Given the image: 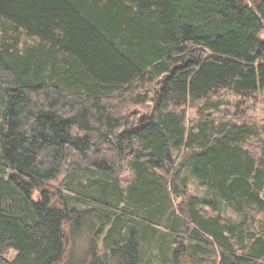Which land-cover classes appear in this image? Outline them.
Here are the masks:
<instances>
[{
	"label": "trees",
	"instance_id": "obj_1",
	"mask_svg": "<svg viewBox=\"0 0 264 264\" xmlns=\"http://www.w3.org/2000/svg\"><path fill=\"white\" fill-rule=\"evenodd\" d=\"M254 112L264 0H0V264H264Z\"/></svg>",
	"mask_w": 264,
	"mask_h": 264
},
{
	"label": "rangeland",
	"instance_id": "obj_2",
	"mask_svg": "<svg viewBox=\"0 0 264 264\" xmlns=\"http://www.w3.org/2000/svg\"><path fill=\"white\" fill-rule=\"evenodd\" d=\"M256 115V117H264V113L263 112H254V116ZM190 117H193L194 114L192 112L189 113ZM62 177V175H60L58 177V180ZM126 176H123L122 179H125ZM58 180L54 181L53 184L57 185L58 184ZM37 195V193L34 194V197ZM84 239L83 238H79V240H77L74 244V246H76L79 249H81L84 246Z\"/></svg>",
	"mask_w": 264,
	"mask_h": 264
}]
</instances>
